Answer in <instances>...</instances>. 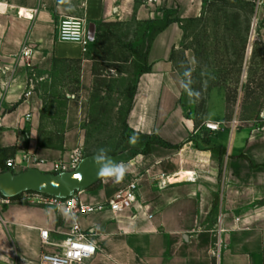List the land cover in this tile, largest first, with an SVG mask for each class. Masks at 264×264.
Wrapping results in <instances>:
<instances>
[{"label": "crops", "instance_id": "1", "mask_svg": "<svg viewBox=\"0 0 264 264\" xmlns=\"http://www.w3.org/2000/svg\"><path fill=\"white\" fill-rule=\"evenodd\" d=\"M205 1L166 0L155 6L144 0H0V149L9 150L3 165L12 159L17 173H54L53 164L69 161L84 142L94 61L81 46L57 39L62 16L82 7L81 17L95 26L91 45L104 24L156 26L167 16L173 20L151 38L150 72L136 83L126 123L131 131L157 135L180 148L152 145L148 154L125 151L133 156L122 182L101 180L96 190L78 193L84 203L97 205L132 181L139 185L130 210L78 217L83 229L97 233L98 253L90 264H264V125L237 118L236 127V120H227V96L221 89L211 92L203 119L187 117L181 104L185 90L172 56L182 49L183 25L202 16ZM240 1L254 5V40L264 43V0ZM185 54L189 63L196 61L194 51ZM55 63L81 68L79 97L67 102L61 152L39 144L42 100L33 92L23 100L28 69L50 73ZM206 124H223L224 129L212 133ZM187 174L195 179L179 180ZM2 218L7 226L0 221V264H38L43 251H55L42 247L40 230H49L52 242L64 247L73 223L63 205L20 201Z\"/></svg>", "mask_w": 264, "mask_h": 264}, {"label": "rangeland", "instance_id": "2", "mask_svg": "<svg viewBox=\"0 0 264 264\" xmlns=\"http://www.w3.org/2000/svg\"><path fill=\"white\" fill-rule=\"evenodd\" d=\"M252 10L251 5L240 0H206L202 16L183 25L182 49L173 57L175 69L182 76L191 66L185 51H194L192 88L200 92L198 98L190 100L184 91L181 104L187 117L203 119L211 92L221 89L227 96V120H236V127L237 118L255 126L264 125V43L254 40ZM69 15L81 17L82 7L76 6ZM158 27L135 22L100 26L97 41L88 52L94 66L89 112L83 124L84 142L71 159L79 153L83 159L94 156L101 148L108 156L144 148V142L125 124L136 83L145 70L147 49ZM80 71L78 63H55L50 73L28 69L29 86L23 100L28 99L27 93L31 91L43 102L38 135L40 146L63 150L67 102L70 96L79 97ZM213 95L217 98L218 94ZM217 112L216 103L213 113ZM4 170L13 175L27 171L17 173L7 162ZM3 201L0 194L2 223V214L15 202ZM17 201L30 203L27 194Z\"/></svg>", "mask_w": 264, "mask_h": 264}, {"label": "built area", "instance_id": "3", "mask_svg": "<svg viewBox=\"0 0 264 264\" xmlns=\"http://www.w3.org/2000/svg\"><path fill=\"white\" fill-rule=\"evenodd\" d=\"M148 5L161 6L166 0H144ZM57 39L63 43L76 44L81 46L83 53L87 54L90 50L91 41L89 39V24L85 17H75L71 15L62 16L57 27ZM26 53V52H25ZM32 92L27 93L30 97ZM30 115L27 116V119ZM206 129L212 133H219L224 129L223 124H206ZM83 156L79 153L70 161H60L53 164L54 173L70 172L75 170ZM8 166L14 169L15 163L12 159L7 161ZM195 179L192 175L188 180ZM139 185L132 181L124 187L114 198L107 203L90 205L84 203L78 193L66 200H60L44 194H27L29 201L34 204L54 207H65L66 214L73 218V223L68 228L67 244L61 246L52 242L49 230H40L42 247L52 246L53 252L43 251L40 255L38 264H90L98 253L95 245L97 233L94 229H83L78 222V217H87L95 213L111 211L119 215L130 210L137 202ZM10 199H5V203H10Z\"/></svg>", "mask_w": 264, "mask_h": 264}, {"label": "water", "instance_id": "4", "mask_svg": "<svg viewBox=\"0 0 264 264\" xmlns=\"http://www.w3.org/2000/svg\"><path fill=\"white\" fill-rule=\"evenodd\" d=\"M89 39H95V26H89ZM131 155L121 153L109 156L113 161L127 163ZM94 156L85 157L78 167L70 172L45 173L30 169L18 175L4 173L0 175V194L5 199H16L25 194H44L60 200H66L77 193L86 191L102 179L97 178L98 167Z\"/></svg>", "mask_w": 264, "mask_h": 264}, {"label": "clouds", "instance_id": "5", "mask_svg": "<svg viewBox=\"0 0 264 264\" xmlns=\"http://www.w3.org/2000/svg\"><path fill=\"white\" fill-rule=\"evenodd\" d=\"M196 61L193 59L190 62V65L195 64ZM192 71L193 68L189 66L185 69L182 74V78L179 80V85L182 89L185 90L190 100L193 98H198L200 92L192 88ZM98 170L97 178L102 180H112L114 183H120L123 181L128 168L125 162H116L113 161L107 154V151L104 148L98 150L97 154L93 157Z\"/></svg>", "mask_w": 264, "mask_h": 264}, {"label": "trees", "instance_id": "6", "mask_svg": "<svg viewBox=\"0 0 264 264\" xmlns=\"http://www.w3.org/2000/svg\"><path fill=\"white\" fill-rule=\"evenodd\" d=\"M248 5H251L253 7L252 13L254 12V5H252L251 3H247ZM173 22V20H171L168 16L165 18V20H163L160 24H158L157 26H159L155 32H160L162 30H164L167 26H169V24H171ZM148 50L149 47L147 49L146 52V56H145V70H143L139 77L144 74V73H148L150 72V67H148ZM174 57V54L172 56V59ZM135 93V91H134ZM134 93L131 97V102L134 96ZM131 105V104H130ZM125 127L127 129H129L127 123L125 124ZM131 131V130H130ZM137 138H140L143 142H144V148L142 149H138L135 151V154H148L150 152L151 146L152 145H160L164 148L167 149H179V146H174L168 142L163 141L160 137H158L157 135H141L140 133H137L135 131H131ZM9 153L8 149H0V175L4 174L6 171L4 170V165H3V158H5ZM101 183V181L99 183H97L95 186H93L92 188H90L89 190H96L99 187V184ZM21 197L16 198V199H10L11 201H17L19 200Z\"/></svg>", "mask_w": 264, "mask_h": 264}, {"label": "bare ground", "instance_id": "7", "mask_svg": "<svg viewBox=\"0 0 264 264\" xmlns=\"http://www.w3.org/2000/svg\"><path fill=\"white\" fill-rule=\"evenodd\" d=\"M191 176H192V175L187 174L185 178H184V177H181V178H179V180H181V179H183V180H185V179H189Z\"/></svg>", "mask_w": 264, "mask_h": 264}]
</instances>
